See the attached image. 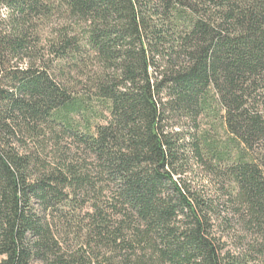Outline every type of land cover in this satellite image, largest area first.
Listing matches in <instances>:
<instances>
[{
	"label": "trees",
	"instance_id": "obj_1",
	"mask_svg": "<svg viewBox=\"0 0 264 264\" xmlns=\"http://www.w3.org/2000/svg\"><path fill=\"white\" fill-rule=\"evenodd\" d=\"M0 264H264V0H0Z\"/></svg>",
	"mask_w": 264,
	"mask_h": 264
},
{
	"label": "rangeland",
	"instance_id": "obj_2",
	"mask_svg": "<svg viewBox=\"0 0 264 264\" xmlns=\"http://www.w3.org/2000/svg\"><path fill=\"white\" fill-rule=\"evenodd\" d=\"M60 23H62V21H60L59 19L58 20L54 19V20H52L51 24H46L45 26H43L41 28V33H42L41 35L42 36H41V48L40 49L42 50V55L45 57V59H48L50 57V45L49 44L52 40V37H54L53 34L51 35V33L53 31H55V29L57 27H59L58 24H60ZM73 76H77V75H73ZM79 79H81V78H79ZM81 83H85V80H83V82H81ZM206 124H207L206 122L202 123V127H205ZM55 154L57 155V153H53L51 155L55 156ZM197 172H198V174H197ZM197 172L192 176L193 180L196 182H199V183H203L202 180L204 179V176L202 175V173H200L199 170ZM109 250H110V248H108V247L101 250L100 255L102 256V258L105 257V259H106L109 257L119 256L118 251H117V253L116 252L112 253V252H109ZM115 257L112 261H120L119 258L116 259ZM129 261H132V260H129Z\"/></svg>",
	"mask_w": 264,
	"mask_h": 264
}]
</instances>
